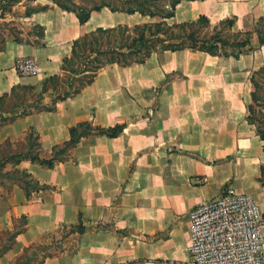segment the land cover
I'll return each mask as SVG.
<instances>
[{
  "label": "crops",
  "instance_id": "obj_1",
  "mask_svg": "<svg viewBox=\"0 0 264 264\" xmlns=\"http://www.w3.org/2000/svg\"><path fill=\"white\" fill-rule=\"evenodd\" d=\"M42 3L45 9L18 15L44 29L43 36L36 35L40 41L8 39L0 49V96L17 85L40 86L47 76L60 73L74 40L86 33L161 19L104 7L81 23L75 12L48 0ZM201 15L212 25L236 16L234 29L251 30L264 16V0H182L166 20L181 23ZM254 42L255 49L246 52H264L256 37ZM245 53L225 58L191 48L159 50L143 63L109 64L81 93L60 101L56 110L2 126L0 143L33 128L49 151L67 140L70 127L80 121L102 126L127 122L117 137H83L72 158L53 168L22 162L35 178L57 189L31 198L20 186L9 198L0 194V230L13 228L15 216L28 217L27 228L0 257V264H10L36 241L51 243L60 227L77 223L80 211L86 226L100 225L69 234L43 264H193L189 246L194 207L229 185L252 194L264 209V188L258 180L264 142L247 120L240 73L234 67ZM24 58L36 62V74L18 71ZM163 83L155 114L132 122L146 110L140 96L148 102L145 91ZM175 90L174 97L162 96ZM47 238L52 240L44 241Z\"/></svg>",
  "mask_w": 264,
  "mask_h": 264
},
{
  "label": "trees",
  "instance_id": "obj_2",
  "mask_svg": "<svg viewBox=\"0 0 264 264\" xmlns=\"http://www.w3.org/2000/svg\"><path fill=\"white\" fill-rule=\"evenodd\" d=\"M51 1L65 10L75 12L81 23H86L93 11L104 7H109L112 11L139 12L161 19L132 26L119 24L109 28L99 27L74 40L71 55L63 59L60 73L47 76L40 88L36 85H17L10 93L0 96V128L32 113L56 110L60 101L81 93L109 64L128 66L143 63L156 51L187 48L225 58H239L246 51L255 49L252 45L255 37L259 45L264 46V16L256 21L253 29L232 32L236 16L225 18L215 25L211 24L206 15L192 21L168 23L166 18L175 15L177 5L182 0ZM0 2L2 16L20 0ZM3 3L6 5L3 6ZM46 7L47 5H38L26 12L29 14ZM38 27L41 33L37 36L41 37L44 35V29ZM210 28L211 33L208 32ZM251 82L254 88L251 92L252 102L247 104V120L255 126L256 133L264 142V65L253 71ZM10 101L13 103L10 104ZM126 126L127 122L102 126L91 120H83L70 127V137L67 140L55 144L49 151L43 149L40 136L33 128L21 137H8L0 143V194L9 198L15 186H20L27 197L31 198L34 193L57 189L56 186L42 183L35 178L21 166L22 162L31 161L53 168L56 163L72 158V150L83 137H117ZM260 171L261 177L258 180L264 186V164L260 166ZM27 225L26 215L15 216L13 228L0 230V257L12 247L17 236ZM86 230L83 213L80 211L77 223L60 228V231L65 232L61 238L53 235L51 243H32L10 264H43L47 257L55 255L56 250L63 247L66 236L71 233H84Z\"/></svg>",
  "mask_w": 264,
  "mask_h": 264
},
{
  "label": "built area",
  "instance_id": "obj_3",
  "mask_svg": "<svg viewBox=\"0 0 264 264\" xmlns=\"http://www.w3.org/2000/svg\"><path fill=\"white\" fill-rule=\"evenodd\" d=\"M17 68L22 75L38 71L32 58L19 60ZM190 219L193 264H264V209L252 194L225 186L194 207Z\"/></svg>",
  "mask_w": 264,
  "mask_h": 264
},
{
  "label": "rangeland",
  "instance_id": "obj_4",
  "mask_svg": "<svg viewBox=\"0 0 264 264\" xmlns=\"http://www.w3.org/2000/svg\"><path fill=\"white\" fill-rule=\"evenodd\" d=\"M41 1L46 2L47 0H41ZM48 1H51V0H48ZM42 2H39L38 0H20V2L14 3V5L11 7L10 10H6L4 14L0 16V49H2V47L4 46V43L8 39H18L22 41H40L36 37V35L41 33V29L36 25H30L26 23L25 21L20 20L18 18V15L19 13L28 11L35 6L42 5L43 4ZM7 4L9 5L10 2ZM5 5L6 3H3V6ZM242 22L243 21H241V24ZM237 31L239 30L233 29L232 32H237ZM208 32L211 33L212 28H210ZM256 44L257 43L254 42L253 46ZM263 65H264V52H246L241 57V59L238 62H236L234 65V67L237 68L236 70L240 73V79H241L240 88H241V92L244 93V100L246 101L247 104L252 102L251 92L254 88L251 82V75L255 69H258L259 67ZM173 77H175V75L172 77H169L168 80H170ZM168 80L166 79V82ZM164 85L165 83L145 91L144 97L146 96L149 98L148 102H146L143 99V96H140V100L141 102H143L142 105L145 106L146 110L142 111L140 115L136 116L133 120H131L132 122L136 121L137 118H139L141 115L153 116L155 114L157 106H158L157 101H158L159 95H161L160 90L161 88L163 89L165 87ZM40 87L41 85L39 86V88ZM175 91L176 93H172V94H170L167 91H164V92L162 91L163 92L162 96L165 98H168L171 96L174 97L178 95V90H175ZM194 95H202V94H199V92H196V94ZM11 103H13V101H10V104ZM8 116L10 117L11 115H8ZM215 157L217 159V155H215ZM233 157L234 156L232 155L230 159H233ZM216 159H215V162H217ZM254 162H256L257 164L259 163L258 161H254ZM261 164H264V162H262ZM260 177H261V171L258 174V178ZM87 224L90 230H93L96 227H98V225H100L99 223H96V222L87 223ZM60 228L58 230V233H56L57 238H61L62 235L65 233L63 231H60ZM77 233L81 234L80 232H77ZM46 240H52V238H47L44 241Z\"/></svg>",
  "mask_w": 264,
  "mask_h": 264
}]
</instances>
